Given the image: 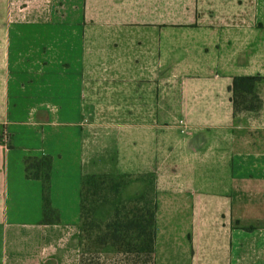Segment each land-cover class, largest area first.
<instances>
[{"label":"crops","instance_id":"1","mask_svg":"<svg viewBox=\"0 0 264 264\" xmlns=\"http://www.w3.org/2000/svg\"><path fill=\"white\" fill-rule=\"evenodd\" d=\"M251 75L264 0H0V264H79L80 182L101 172L154 174L155 264H264V80L257 113L229 90ZM42 154L58 223L24 173Z\"/></svg>","mask_w":264,"mask_h":264},{"label":"trees","instance_id":"2","mask_svg":"<svg viewBox=\"0 0 264 264\" xmlns=\"http://www.w3.org/2000/svg\"><path fill=\"white\" fill-rule=\"evenodd\" d=\"M262 80L264 77L260 75L232 77L229 90L234 115L260 110L262 101L257 87ZM7 145L11 146L10 141ZM23 164L25 177L41 182V223H58L59 212L50 202L51 155L25 156ZM144 176H150L153 184L148 186ZM138 179L145 183L144 191L136 197L125 198L122 191L132 182L129 174L106 172L82 175L79 264H155V176L149 173ZM240 227L251 230L255 226Z\"/></svg>","mask_w":264,"mask_h":264},{"label":"rangeland","instance_id":"3","mask_svg":"<svg viewBox=\"0 0 264 264\" xmlns=\"http://www.w3.org/2000/svg\"><path fill=\"white\" fill-rule=\"evenodd\" d=\"M59 119L61 120V122H65V121H71V120H77V119L81 120L83 118L79 116L75 118V115H62ZM62 128L63 129L60 132L63 136V140H61L62 144L61 146H58L57 149H62L63 155L61 159L63 158L65 161V165H68V169H65V172L70 174L69 181H72V179L74 180V174L76 172V167H77L78 172L81 171V166H79V164L76 163V160L81 158L82 149H80V146L78 145L79 142L73 139L75 136L74 131H69V129L65 128V126H63ZM42 144L43 142H40V143L38 142V147L39 146L41 147ZM44 145H48V144H44ZM49 146L54 147V144H49ZM45 147H48V146H45ZM84 169H87V168H84ZM72 173H73V176H72ZM101 173H106V172H101ZM107 173H112V172H107ZM113 173H116V172H113ZM129 175H130V180H132V182L135 181L136 178L138 179V174H129ZM144 181L146 182L148 186L153 184V180L152 178H150V176H144ZM128 190L129 189L125 190V193H123L122 191L123 197H128L131 195L128 192Z\"/></svg>","mask_w":264,"mask_h":264},{"label":"built area","instance_id":"4","mask_svg":"<svg viewBox=\"0 0 264 264\" xmlns=\"http://www.w3.org/2000/svg\"><path fill=\"white\" fill-rule=\"evenodd\" d=\"M2 136H3V138H4V139H6V140H7V136H6V135H2Z\"/></svg>","mask_w":264,"mask_h":264}]
</instances>
